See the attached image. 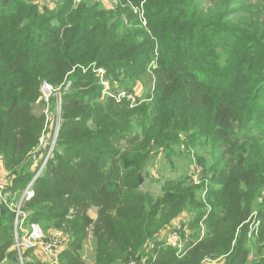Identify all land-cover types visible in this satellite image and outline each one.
I'll return each instance as SVG.
<instances>
[{
  "label": "trees",
  "instance_id": "trees-1",
  "mask_svg": "<svg viewBox=\"0 0 264 264\" xmlns=\"http://www.w3.org/2000/svg\"><path fill=\"white\" fill-rule=\"evenodd\" d=\"M115 1L61 0L52 10L0 0V160L12 192L1 203L0 264H19L7 203L39 166L41 86L67 81L55 158L22 206L25 229L67 238L53 264H87L90 239L93 264H264V2ZM95 68L144 94L103 97ZM182 142L203 152L208 181L182 175L162 181L160 196L144 191L139 176ZM182 214L189 240L179 251L157 238Z\"/></svg>",
  "mask_w": 264,
  "mask_h": 264
},
{
  "label": "built area",
  "instance_id": "built-area-1",
  "mask_svg": "<svg viewBox=\"0 0 264 264\" xmlns=\"http://www.w3.org/2000/svg\"><path fill=\"white\" fill-rule=\"evenodd\" d=\"M99 1V0H97ZM76 4L80 3L81 0H75ZM113 3H117L115 0ZM94 73L98 79L101 86L103 97L111 98L117 101L122 99H128L131 102L135 101L132 96H127L125 93H111L110 85H112L107 71L104 68H95ZM71 89V82L67 81L62 87L54 88L49 83H43L40 89L42 109L41 114L45 117V126L41 137L39 138V146L34 153L33 159L39 160V166H36L34 171V176L26 187V189L21 193L17 202L7 203V207L14 213L13 229H14V247L17 251L19 257V264H26L24 260V255L26 252H31L35 249H40L48 258L49 264L56 263L59 254L67 246V238L60 233L52 232L45 235L42 229L38 225H31L29 229H25V221L28 215L22 210V206L25 200L32 198L35 195L34 183L41 176L43 171L47 168L48 164L55 158L58 137L62 125V106L63 97ZM183 153L190 155V151L186 148L182 149ZM202 173V169L197 164L194 175H191V181L193 184H199V177ZM9 175L0 176V211L1 203H6L8 197L10 196L6 190L10 188L11 181L9 180ZM72 211H70L68 219H72ZM189 219L188 214H182L175 225L173 226L174 234L163 233L158 236V241L165 242L170 246L177 248L182 251L189 240V231L186 230L184 237L181 235L182 225L186 223ZM156 244L149 242L145 250L150 252L155 248ZM146 258L140 259L139 262L135 260H130L127 264H145ZM210 261H205L203 264H208Z\"/></svg>",
  "mask_w": 264,
  "mask_h": 264
},
{
  "label": "rangeland",
  "instance_id": "rangeland-1",
  "mask_svg": "<svg viewBox=\"0 0 264 264\" xmlns=\"http://www.w3.org/2000/svg\"><path fill=\"white\" fill-rule=\"evenodd\" d=\"M93 1L96 2L97 0H93ZM97 2H99V4H103L102 6L107 8V9H110L113 6L112 0H99ZM263 2H264V0L255 1L256 4L257 3L262 4ZM39 3H42V5L53 10L58 6V4L61 3V0H43V2H42V0H39ZM133 90H134V93H129L124 89H120L118 87V85H110L111 93H115L118 91L119 93H125V94H127V96H132L134 98L141 97L144 94V90L139 83L135 84V86L133 87ZM40 108L42 109L41 106H40ZM36 111H37L36 112L37 114L41 113V110L39 111V109ZM183 148H186V146L182 142V143H180V145L178 147H176V155H174L173 157L172 156L169 157L166 154L162 153L151 163V165L147 169L146 173L142 174V178H143L144 182H143V185L141 186V188L144 191H149L152 194H154L155 196L162 195L161 191H160L162 181H165L166 179L178 180V179H180V177L182 175H185L187 180H188L191 175H194L197 164H199V166L202 169V173L199 177L200 183L202 180L208 181V177H209V175H207L208 174V168H207L206 164L204 163L205 161H204V157H203L204 156L203 152L201 150H199L198 152L195 153L196 155L194 157H192V160H191L190 155L183 153V151H182ZM178 153L180 155H178ZM34 155L35 154L33 153L32 158L34 157ZM185 169H187V170L185 172H183ZM3 170L5 171V169L2 165V162L0 160V172H2ZM5 172H6L5 174H8L7 171H5ZM0 176H1V174H0ZM2 176H4V175H2ZM9 178H10V176H9ZM9 194L11 195L12 192ZM14 194H16V193H14ZM91 215L95 216L94 213H91ZM163 230H162L163 232L161 234H163V233H167L169 235L174 234L173 226L168 225L167 227L163 228ZM61 234H63V233H61ZM83 255L85 258V262L87 264L94 263V242L92 239L87 241L85 248H84V251H83ZM211 264H224V260L222 258H218V259L211 261Z\"/></svg>",
  "mask_w": 264,
  "mask_h": 264
},
{
  "label": "crops",
  "instance_id": "crops-1",
  "mask_svg": "<svg viewBox=\"0 0 264 264\" xmlns=\"http://www.w3.org/2000/svg\"><path fill=\"white\" fill-rule=\"evenodd\" d=\"M198 150L193 149L192 151H190V159L192 160V157H194L196 154V152H198ZM187 169H185L183 172H185ZM6 172L3 170L2 172H0L1 175H7L5 174ZM183 174V173H182ZM32 259H37L40 262H45V263H49V258L40 250V249H35L33 251L30 252V258H28V261ZM85 259V258H84ZM93 264V263H92ZM211 264V261L208 263Z\"/></svg>",
  "mask_w": 264,
  "mask_h": 264
},
{
  "label": "water",
  "instance_id": "water-1",
  "mask_svg": "<svg viewBox=\"0 0 264 264\" xmlns=\"http://www.w3.org/2000/svg\"><path fill=\"white\" fill-rule=\"evenodd\" d=\"M143 178H142V174L139 176V185L142 186L143 185Z\"/></svg>",
  "mask_w": 264,
  "mask_h": 264
}]
</instances>
